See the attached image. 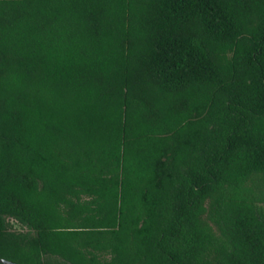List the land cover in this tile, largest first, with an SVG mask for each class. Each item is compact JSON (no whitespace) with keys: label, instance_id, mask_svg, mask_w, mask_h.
<instances>
[{"label":"trees","instance_id":"16d2710c","mask_svg":"<svg viewBox=\"0 0 264 264\" xmlns=\"http://www.w3.org/2000/svg\"><path fill=\"white\" fill-rule=\"evenodd\" d=\"M0 257L264 264V0H0Z\"/></svg>","mask_w":264,"mask_h":264},{"label":"water","instance_id":"95a60500","mask_svg":"<svg viewBox=\"0 0 264 264\" xmlns=\"http://www.w3.org/2000/svg\"><path fill=\"white\" fill-rule=\"evenodd\" d=\"M0 264H20V263L0 257Z\"/></svg>","mask_w":264,"mask_h":264},{"label":"rangeland","instance_id":"374dc122","mask_svg":"<svg viewBox=\"0 0 264 264\" xmlns=\"http://www.w3.org/2000/svg\"><path fill=\"white\" fill-rule=\"evenodd\" d=\"M19 228V227H18Z\"/></svg>","mask_w":264,"mask_h":264}]
</instances>
